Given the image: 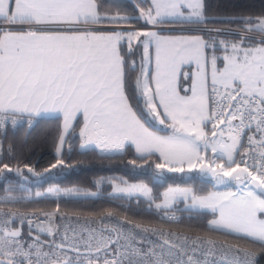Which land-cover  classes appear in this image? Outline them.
<instances>
[{
	"label": "snow or ice",
	"instance_id": "obj_1",
	"mask_svg": "<svg viewBox=\"0 0 264 264\" xmlns=\"http://www.w3.org/2000/svg\"><path fill=\"white\" fill-rule=\"evenodd\" d=\"M135 5L139 14L130 16L113 14L104 0H0V133L20 121L29 128L41 118L61 121L59 156L82 116V149L119 153L131 145L140 160L158 153L156 169H197L227 190L199 195L169 187L158 203L145 183L95 184L143 196L149 209L163 212L161 222L179 223L169 211L182 199L190 219L211 213L208 235L116 219L110 211L83 220L57 219L59 208L13 211L26 197L5 187L0 264H259L264 255V9L210 16L205 0ZM140 21L153 28L131 26ZM177 25L180 34H171ZM153 121L171 131L161 134ZM62 163L61 157L52 167ZM5 171L22 176L7 163L0 166ZM60 191L50 187L47 194ZM213 233L243 244L214 240Z\"/></svg>",
	"mask_w": 264,
	"mask_h": 264
},
{
	"label": "trees",
	"instance_id": "obj_2",
	"mask_svg": "<svg viewBox=\"0 0 264 264\" xmlns=\"http://www.w3.org/2000/svg\"><path fill=\"white\" fill-rule=\"evenodd\" d=\"M106 7H110L113 14L119 11L121 14L138 15L135 0H104ZM207 13L211 16L216 13L232 14L241 12H259L264 9V0H205ZM131 26L144 25L143 21ZM235 28V26H233ZM125 50L127 47L125 45ZM139 63L137 59V64ZM135 73L129 78V85L134 80ZM183 80V77H181ZM131 91V88L129 89ZM61 121L41 118L31 129H19L8 134L3 142V157L0 163L9 164L14 170L19 168L22 176L15 171H5L0 174V196H4L3 188H11L13 195L26 197L24 202L12 207L15 210H56L72 213L81 216H100L112 212L115 216L124 219L127 217L140 224L161 226L179 232L208 235L204 232L207 228V220L211 214L206 216L193 215L189 218V212L182 209V203L174 204L172 210L181 215L178 224L161 222V216L157 213L155 206L149 209V201L142 198L114 196L111 194L112 184L104 183L97 188L95 182L101 178L115 183L127 181L128 183H147L153 191L156 202L160 201L161 192L168 186L190 187L199 195H206L212 189V183L193 172L190 175H179L166 172L164 169H156L155 163L159 160L157 155H152L147 160H140L133 147L128 145L126 150L118 155H99L94 150H78V132L80 123L74 124L75 132L67 135L66 143L60 157L56 155V146L59 142V127ZM162 129L161 134L169 132V129L157 126ZM209 154V153H208ZM62 157L64 163L58 164L57 159ZM136 158L137 164H130L129 160ZM33 168L29 172L28 168ZM5 177L7 179H5ZM23 177H26L24 179ZM155 179H159L156 181ZM50 187H58L59 195H48ZM79 189L81 191L96 192L95 196L65 195V190ZM44 195L37 197L36 193ZM111 194V195H110ZM4 208H8L5 206ZM162 213V212H160ZM211 237L230 243H241L220 236L210 234ZM259 264H264V255H261Z\"/></svg>",
	"mask_w": 264,
	"mask_h": 264
},
{
	"label": "built area",
	"instance_id": "obj_3",
	"mask_svg": "<svg viewBox=\"0 0 264 264\" xmlns=\"http://www.w3.org/2000/svg\"><path fill=\"white\" fill-rule=\"evenodd\" d=\"M179 28H180L179 25H177V26H173V27H172V31H171V33H172V32H177V33H179ZM165 31L167 32V29H165ZM231 37H235V36H231ZM36 122H37V121H35V122L33 123V126H35ZM33 126H32V127H33ZM32 127H31V128H32ZM22 128L27 129V130H28V129H31V128L28 127V125H27L26 122H24V121H20V122H18V124H17V126L15 127V129H13L12 125L9 124V125L7 126V133H6V135L0 133V141H2V149H0V163H1V161H2V157H3V142H4L5 137H6L8 134H12V133H14V132H16V131H18L19 129H22ZM209 128H210V126H209ZM80 143H81V141H80V137H79V147H80ZM80 148H81V147H80ZM209 152H211V151H209ZM3 210H4L5 212H7L9 209H8V208H4ZM12 210H13V211H16L15 209H12ZM18 211H20V212H24V213H28V214L35 213L36 215H40L42 212H54V211H56V210H49V211H44V210H25V211H22V210H18ZM60 215H65V220H67L69 217H70L72 220H75V219H76V216H77L76 214H71V213H66V212L59 211V213H57V219H59V216H60ZM103 215H107V213H106V214H103ZM112 215H113V218H116V219H122V218H119V217L115 216L114 214H112ZM159 215L162 217V216H163V212H162V213H159ZM169 215H175L176 217L179 218V222H180V220H181V215H180V214H177V213H174V212H169ZM100 216H101V215H100ZM79 217L83 220V218L88 217V216H81V215H79ZM96 217H99V216H96ZM41 219H43L42 216H41ZM166 222H167V221H166ZM168 223H169V222H168ZM16 224H17V226H19V222H18V221L16 222ZM170 224H178V223L172 222V223H170ZM143 225H145V226H149V227L163 228V229H165V230H167V231L179 232V231L172 230V229H168V228L161 227V226H154V225H147V224H143ZM69 228H70V229H71V228H76V230L79 231V228H78L75 224H71V225H69ZM24 229H25V232H26V230H27V224H26V223H25V225H24ZM179 233H184V232H179ZM69 234H70V233H69ZM189 234H191V235H196V234H192V233H189ZM211 238L214 239V240H217V241H222V240H219V239H216V238H213V237H211Z\"/></svg>",
	"mask_w": 264,
	"mask_h": 264
},
{
	"label": "rangeland",
	"instance_id": "obj_4",
	"mask_svg": "<svg viewBox=\"0 0 264 264\" xmlns=\"http://www.w3.org/2000/svg\"><path fill=\"white\" fill-rule=\"evenodd\" d=\"M167 33V32H166ZM171 34H180V33H177V32H172ZM228 39H234L235 37H227ZM220 55H222V53H220ZM185 70H187V66H185ZM181 93L183 94V90H181ZM157 103H159L158 101H157ZM160 112L161 113H163V109H160ZM157 126H159V127H162V128H165V126L164 125H161V124H159L158 122H157ZM170 130V129H169ZM171 131V130H170ZM169 131V132H170ZM67 137V136H66ZM78 139H79V132H78ZM59 143V142H58ZM64 145V144H63ZM133 148H134V146H132ZM62 149H63V146H62ZM78 150L79 151H81V152H83V151H88V150H94V151H96L99 155H118V154H120V153H122V152H119V153H102V152H100V150H98V149H95L94 148V146L93 147H89V148H87V149H82V148H80L79 147V142H78ZM134 150H135V148H134ZM61 152H62V150H61ZM136 153V152H135ZM56 155H57V153H56ZM60 155H61V153H60ZM60 155L58 156V157H60ZM136 155H137V153H136ZM152 155H157L158 157H159V154L158 153H154V154H152ZM209 157H211L213 154L211 153V152H209ZM166 172H168L166 169H164ZM193 172H196V173H198V175L199 176H201L202 177V175L199 173V171L197 170V169H193L191 172H189L188 171V169H187V167H185V172L184 173H176V174H179V175H190V173H193ZM204 178H206V179H208L211 183H212V186H213V189L209 192V193H211V192H224V191H226L227 189H226V187L225 186H223V185H219V186H217V185H215V182L214 181H212L211 180V177L210 176H206V177H204ZM156 181H158L159 179H155ZM145 184H147V183H145ZM148 185V187L151 189V187H150V185L149 184H147ZM121 186H123V184H121ZM113 187V186H112ZM169 187H179V186H168V187H166L162 192H161V198H160V201L159 202H162V200H163V193L165 192V191H167L168 190V188ZM181 188H185V187H181ZM187 188H190V187H187ZM152 190V189H151ZM208 193V194H209ZM111 194H112V190H111ZM208 194H206V195H208ZM112 195H114V196H124V197H127V196H125L124 194H122V193H115V194H112ZM152 196H153V191H152ZM134 198H136V197H134ZM139 198H142V199H146V198H144L143 196H140ZM147 200V199H146ZM158 202V203H159ZM177 203H182L183 205H182V209L184 210L185 209V205H184V203H183V200L181 199V200H179ZM173 206H174V204L172 205V208H173ZM184 211H186V210H184ZM186 212H188V211H186ZM72 214V213H71ZM211 214V213H210ZM88 217H95V216H88Z\"/></svg>",
	"mask_w": 264,
	"mask_h": 264
},
{
	"label": "crops",
	"instance_id": "obj_5",
	"mask_svg": "<svg viewBox=\"0 0 264 264\" xmlns=\"http://www.w3.org/2000/svg\"><path fill=\"white\" fill-rule=\"evenodd\" d=\"M132 27H137V28H140V27H143L145 28L146 30H149V29H152L153 26L152 25H149V26H132ZM78 122L80 123V127L83 126V117L82 116H78L77 120L76 121H73V125ZM134 149V148H133ZM135 151V150H134ZM121 154V153H120Z\"/></svg>",
	"mask_w": 264,
	"mask_h": 264
}]
</instances>
